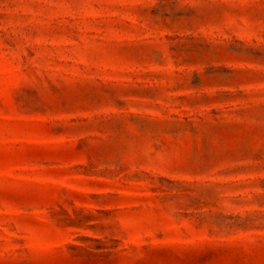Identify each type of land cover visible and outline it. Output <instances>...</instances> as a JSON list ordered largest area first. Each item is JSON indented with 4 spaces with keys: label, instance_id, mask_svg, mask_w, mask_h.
<instances>
[{
    "label": "rangeland",
    "instance_id": "rangeland-1",
    "mask_svg": "<svg viewBox=\"0 0 264 264\" xmlns=\"http://www.w3.org/2000/svg\"><path fill=\"white\" fill-rule=\"evenodd\" d=\"M0 264H264V0H0Z\"/></svg>",
    "mask_w": 264,
    "mask_h": 264
}]
</instances>
